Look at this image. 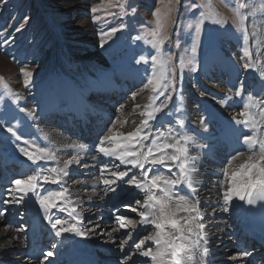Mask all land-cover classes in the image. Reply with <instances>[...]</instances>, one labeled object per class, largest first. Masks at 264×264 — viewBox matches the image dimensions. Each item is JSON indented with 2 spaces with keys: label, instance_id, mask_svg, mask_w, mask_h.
Listing matches in <instances>:
<instances>
[{
  "label": "bare ground",
  "instance_id": "1",
  "mask_svg": "<svg viewBox=\"0 0 264 264\" xmlns=\"http://www.w3.org/2000/svg\"><path fill=\"white\" fill-rule=\"evenodd\" d=\"M77 3L72 1L68 7L69 14L74 17V21L76 16L79 15V11L84 9L81 4ZM91 26V24L79 23L70 26L68 32H65L64 35L69 50H82L80 58H84L85 63L93 55L90 41L98 33ZM85 63L78 62L77 66H83ZM85 65L89 66L88 64ZM227 66L225 60L221 59L218 64V71L208 72V79H203L202 86L209 93L208 96L206 95L207 98L212 99L213 95L218 96L217 100L211 101L214 107L211 108L203 100H200L198 107L200 109H194V107L188 105L186 107L188 124L191 128L190 137H192L190 155L199 157L195 162L197 172L194 174L197 181L195 184L197 191L192 198L200 201V208L204 213L203 223L206 225L205 230L208 233L206 246L209 248V254L205 258V264H257L259 258H263L264 248L259 244L260 238H262L259 233L254 237H250L248 234L253 225V204L249 205L246 201L234 199L232 204L227 206V210H224L223 189L220 188V182L224 179L221 169L229 159L228 155L236 153V150L241 148V151L245 150L241 133L237 131L242 126L236 125L232 119L242 110L243 102L231 100V97L226 96L228 87L222 88L223 85L219 88L218 86L229 81V86H232L233 90H237L243 83L246 89L244 92H247L246 96L251 93L254 96L264 98V89H262L264 82L259 77V79L256 77L255 81H252L251 78L240 74V71L238 72L233 67L232 71L228 73L230 76H228ZM238 67L242 68V65L239 64ZM0 69L11 71V64L2 56H0ZM96 70L95 65L88 68L87 77L89 82L95 80L93 83L85 85V83H88L86 80H75L80 82L76 84L68 76L71 80L67 81L70 84H76L75 87L77 85H99L105 88L106 86L103 91L96 88V91L106 93V97L103 98L104 103L98 106L92 107L93 102L89 100V97L96 91L91 92L92 90H90L87 95L86 89L79 93L72 87L69 91L67 89L60 91L61 98L57 97L56 94L40 95L32 93L33 100L37 99V102L34 107L31 106V103H28V111H32L31 120L39 127H42L41 123L47 124V126L45 124V128H40L39 131L43 139L56 153L60 162L59 166L62 167L63 161L70 159L72 156H78L80 159L79 163H73L69 166V175L64 177L60 184L56 185L60 187V190L61 188H67L69 199L78 205L77 211L80 213L81 222L76 226L85 234L64 233L60 237L55 236V230L44 219V210L37 204L31 193L21 203H4L5 200H8V197L12 199L13 195L16 197L21 195V193L12 191L15 187L12 181L20 176L27 175L26 173L30 171V167L23 163L20 164L21 162L12 164V161L8 159L5 148L2 147V138L0 137V209L6 207L4 215L0 217V264H144L148 259L136 254L135 244L139 243L140 239L152 231L151 226L137 223L135 229H133L127 224L129 220L139 221L138 213L142 210L141 206L136 212L130 211V215L127 216L129 219L124 218L127 225L125 228H120L116 220L117 216L124 214L121 208L116 209V206L121 205L119 203L120 199L125 201L139 198L143 203V194L133 186L120 182H118L119 186L113 185L116 188L114 193H106V186L102 182L105 178L114 179V177L110 175L109 171H105L102 176L101 170L107 168L110 171H126L131 166L121 165L118 160L106 157L97 151L99 142H97L96 136L101 133L100 130L105 123L104 118L109 117L108 113L113 110L108 105L113 101L116 103L120 100L123 95L121 88L128 91L129 86L125 83L126 80L131 81L130 78L125 79L122 77L118 83L116 77L101 81L95 76V79H93L92 74L95 75ZM100 74L103 75L104 72H100ZM131 79L135 80L136 78ZM256 88L257 90H255ZM190 92L195 94V97L200 98V95L195 93L198 91L189 90L188 93ZM30 95L22 96V101L25 103ZM50 100L53 102L48 106L46 103ZM62 104L64 105L62 106ZM87 104H92L89 106L93 109H82ZM137 104L135 103L134 106ZM129 112L124 113L125 115L122 116L121 120H115L114 118L110 128L113 125H119L121 121L126 120L128 122L135 111ZM100 115H103L104 118H100ZM202 116L208 124L204 125L203 128H199L198 125L202 123H200ZM61 122L63 124L58 127L57 124ZM120 130L127 133L133 129L132 127H125ZM243 131L248 130L243 129ZM227 135L230 136V140L225 144L224 140ZM238 137L239 140L236 141ZM69 145H84L85 148H72ZM93 150L98 153H93ZM212 153L216 157H211ZM55 163L58 166L57 161ZM239 163L240 161H235L234 165ZM175 171L176 169L173 168V172ZM132 172L138 174L139 170L133 169ZM7 181V186H11L8 189L3 186L4 182ZM181 194L185 193L181 192ZM113 208L115 209L113 210ZM7 209L10 212H7ZM16 211L26 212L25 218L18 215L20 223H25L26 230L17 231V229L24 228L22 226L18 227L17 222L14 221ZM51 215L53 220L68 219L70 222H74L67 212H60L55 208L52 210ZM113 229L118 230L113 231ZM125 241L127 243L124 244L122 250L121 244ZM45 246L50 247L51 256L47 255L49 252H44ZM148 246L154 247L150 242ZM226 251H234V253L233 255L226 254V257L221 258L220 255ZM126 256H132L133 259L129 261ZM196 259H198V255ZM148 264H151V262L148 261Z\"/></svg>",
  "mask_w": 264,
  "mask_h": 264
},
{
  "label": "snow or ice",
  "instance_id": "2",
  "mask_svg": "<svg viewBox=\"0 0 264 264\" xmlns=\"http://www.w3.org/2000/svg\"><path fill=\"white\" fill-rule=\"evenodd\" d=\"M126 2L127 0H107L105 8L119 7L121 13H124ZM161 3L163 7L157 8L153 13L154 26L149 27L142 36L136 37L137 40L143 39L155 50V55L150 56L151 71L144 84V90H147L150 95L143 106H135L137 109L142 107L139 112L141 120L132 131L127 133L120 130L125 127L126 120L121 121L119 125H113L97 146L99 153L118 160L121 165L131 167L126 171H110L107 168L101 170L102 176L105 171H109L114 177V179L105 178L102 182L106 186V193H114L116 188L113 185L119 186L118 182H120L133 186L143 194V203L141 200H136V204L141 205L142 209L138 213L139 221L129 220L127 224L133 229L137 223L150 225L152 228L148 235L135 244L136 254L148 258L144 264H148V261L151 264H205V258L209 254V248L206 246L208 233L203 223L204 213L200 208V201L192 198L197 191L194 174L197 172L195 162L199 158L190 155L189 146L192 143V137L180 131L185 127L183 118L175 119L174 125L164 130L157 129L155 132L152 130V122L157 120L159 114L164 113L168 103L173 100L172 94L177 90L178 79H182L177 76L173 55L165 50L166 43H171L168 29L176 22V5L180 3V0H167V3L161 0ZM190 8L199 10V15L186 25L187 29L192 30L191 34L194 37L190 49L192 56L187 64L194 65L195 53L205 22L210 21L221 25L224 21L219 18V13L213 6V0H200L199 4L193 3ZM100 10L97 6L91 9L93 13ZM231 11L236 32L242 36L243 40L242 59L245 62L242 67L245 70L258 71L260 80L264 82V59H261L264 56V52H261L264 48V21L257 25L253 20L251 31L247 23L249 15L256 17L259 13L264 16V0H261L259 4L236 0ZM108 14L115 15V13ZM99 19L100 17L93 16L94 22ZM23 26L21 24L16 31H20ZM119 30L113 27L110 32H102L101 47L107 42L108 36L114 35ZM250 37L256 38L255 60L248 46ZM140 62L148 64L149 59L141 56L137 63ZM185 66L186 62L181 58L179 63L181 73ZM191 70L196 69L193 66ZM20 71L25 78V87H27L32 72L25 68H21ZM0 85L9 90V85L3 77H0ZM262 89H264V84H262ZM244 91L245 87L242 83L235 91V95L242 96ZM12 95L19 98L16 93ZM161 97L164 99L161 100ZM157 101L160 102L157 103ZM19 110L25 112L24 108ZM27 115L31 116L32 113L29 111ZM232 119L236 125L242 126L237 131L241 133L245 150L237 151L221 169L224 177L220 182V188L223 189L224 210H227V206L232 204L234 199L246 201L249 205L264 201V98L249 93L243 99L242 110ZM176 126H179L180 130ZM243 129L248 131L245 132ZM6 131L11 133L16 141L21 140V136L13 127H7ZM24 145V147H19V152L33 164L52 160L57 161L58 166L41 169L34 175L13 180L15 187L12 191L21 193V195L19 197L13 195L11 201L5 200L4 203H21L31 193L44 210V219L55 230V236L60 237L64 233L84 235L85 233L76 226L81 222L80 213L77 211L78 205L69 199L67 188H61L60 191L45 190L46 194H41L38 190L43 184H60L63 178L69 175V166L80 162L79 157L72 156L63 161V166L60 167L54 151L39 147L28 140L24 141ZM69 147L85 148L84 145H69ZM235 161H240V163L234 165ZM173 168L176 169L175 172ZM133 169H138L139 173L132 172ZM42 172L46 174H41ZM58 201L61 203L58 204ZM54 208L60 212H67L74 222L68 219L53 220L51 212ZM132 211L135 212L136 209L133 208ZM3 215L4 213L0 212V217ZM116 220L120 228L127 226L123 217L117 216ZM22 230L17 229V231ZM117 230L113 229V231ZM149 242L154 247L148 246ZM123 248L122 243L121 249ZM47 255L51 256L52 253L49 252ZM197 255L198 259H196ZM126 259L131 261L133 257L126 256Z\"/></svg>",
  "mask_w": 264,
  "mask_h": 264
},
{
  "label": "rangeland",
  "instance_id": "3",
  "mask_svg": "<svg viewBox=\"0 0 264 264\" xmlns=\"http://www.w3.org/2000/svg\"><path fill=\"white\" fill-rule=\"evenodd\" d=\"M72 1H76L78 2L77 4H81L84 7L82 11H79V15L76 16L75 21L74 17L70 16L68 10ZM164 2L167 3V0H164ZM199 2L200 0H180V10L173 35H171V30L174 24L168 29L171 43H166L165 50L173 55V63L176 66L177 76L182 79H178L177 90L172 94L173 100L168 103V107L165 109L164 113L159 114L157 120L152 122V130L154 132L157 129L164 130L167 127L173 126L175 119L183 118L185 120L184 129L180 130L179 126L176 127L184 134L190 136L191 128L188 124L186 107L188 105L189 107H194V109H200L198 108L200 100L207 102L211 108L214 107L211 101L217 100L218 96L213 95L212 99L207 98L209 93L206 91L205 87L203 88L202 83L204 78L208 79V72L214 73L218 71V64L221 59H224L228 65L227 74L232 71L233 67L237 69L238 72L240 71V74L251 78L252 81H255L256 77H259V73L256 70H245L242 69L243 67H238L239 64L243 65L245 61L242 59V36L236 32L233 13L231 11L236 0H213V6L219 13V18H221L224 23L216 25L210 21L205 22L199 38L197 52L195 53L194 65L187 64V61L192 56L190 49L194 37L193 34H191L192 30L187 29L186 25L199 15L198 9L190 8V5L193 3L199 4ZM246 2L259 4L261 0H246ZM106 4L107 0H0V56L11 64L10 72H8L7 69H0V77H3L4 81L9 85V90L4 89L3 86L0 85V137L2 138V147L5 148L8 159L12 161V164L21 162L20 164L23 163L27 165V167H30V171L26 173L27 175L20 176L18 179L26 178L28 174L34 175L41 169L56 167L55 161L52 160L39 161L37 164H33L32 161L28 160L26 156L19 152V147L25 146V140L39 147H49V149L53 151L39 131L40 128H45L47 124L45 123V126L44 123H41L42 127H39L38 124L31 120V116L27 115V112H29L28 103H31V106L34 107L37 102V99L33 100L34 97L32 93L40 95L56 94L57 97L61 98L60 91L66 89L69 91L71 89L70 87L79 93H82L84 91L83 89H86L87 95L90 90H92L91 92H95L97 89L103 91L106 86L105 88L103 87L104 89L99 85L85 86L86 84L95 82V80L89 82V78L87 77L88 68L91 66L95 65V68H97L95 75L92 74L93 79H95V76L101 81L116 77L118 78V83L122 77L125 79L130 78L131 81L129 82L126 80L125 83L129 86L128 91L121 88L123 95L120 97V100L116 103L113 101L108 105V107L113 108L112 112L108 113L109 117H105V119L103 115L99 116L100 118H104L105 123L100 130L101 133H98L96 136L97 142H99L104 135L108 134V129L112 126L114 118L115 120H121L122 116L130 113L129 111L135 112L125 127H132L133 129L139 124L141 120L139 112L142 110V107L137 109L134 104L138 102L137 105L143 106L147 103L150 93L144 90V84L146 83L147 75L150 74L151 71L150 56L155 55V50L152 49L151 45L146 44L143 39L137 40L136 37L142 36L149 27L154 26L155 17L153 13L157 8H162L163 5L161 0H127L125 12L121 13L119 7L105 8ZM178 5H176V11ZM94 6L99 7L101 10L93 13L91 9ZM133 9H135L134 12ZM245 11L247 13V10ZM108 13H115V15H109ZM94 15L100 17L99 21L94 22ZM253 20L256 21L257 25H260L261 22L264 21V16L259 13L256 17L249 15L247 23L250 31ZM79 23H84L85 25L91 24V27L94 28L96 33L98 32L90 41V48L92 49L93 55L89 58L87 63L84 62V58H80L82 50H69L67 42L64 40V35L65 32H68V28ZM21 24L24 25L23 28L20 31H16ZM113 27L119 28L120 30L114 35L108 36L106 38L107 42L101 47V33L110 32ZM255 41V37H250L248 44L253 52V60L256 59ZM261 52H264V48L261 49ZM141 56L147 57L149 63H137ZM181 58L186 62V66L182 73L179 68ZM262 58L264 59L263 56L261 59ZM78 62H83L89 66L84 64L78 67ZM193 66L196 69L195 71L191 70ZM21 68H25L32 72L27 87H25V78L20 71ZM132 71L133 73H131ZM100 72H104V74L101 75ZM104 75L106 76L103 78ZM228 76L230 75L228 74ZM134 77L137 80L131 79ZM67 80H71L76 84L80 83L77 82L78 80H86L88 83H85V85H77V88L75 87L76 84H70ZM221 86H223L222 88L228 87L226 96L231 97V100H239L241 103L243 99L246 98L247 92H244L242 94L243 96H236V90H233L234 88L229 86V81L226 83L223 82V84L218 87L221 88ZM189 90L194 92L198 91L195 93H197V95L199 94L200 98L195 97V94L191 92V94L188 93ZM255 90H257V88ZM102 91H96L97 93L95 92L92 95L90 93L91 96L89 100H92L93 105L87 104L82 107V109L91 110L95 105L98 106L104 103L103 98L106 97V93L104 94ZM227 92L230 93L228 94ZM12 93H16L19 98L17 99L14 97ZM28 95L30 96L24 103L22 101V96ZM133 96H135V99H133ZM160 99L163 100L164 98L161 97ZM52 102L53 101L50 100L46 104L49 106ZM159 102L160 101H157V103ZM63 105L64 104H62V106ZM89 105H92V107ZM20 108H24L25 112H21L19 110ZM177 109H179V111H177ZM200 120V123L202 122L204 124L201 123V125H198L199 128H203L204 125L208 124L203 116ZM62 124L63 122L58 123L57 126L59 127ZM7 127H13L17 134L21 136V140L16 141L15 137L6 131ZM233 138L232 136V139ZM229 140L230 136L227 135L224 140L225 144ZM238 140L239 137L236 141ZM241 149L238 150L241 151ZM93 151V153L96 152L95 150ZM235 154L236 153H230L228 158L230 159L231 156ZM214 155L215 154L212 153L211 157H216V155ZM225 166L226 163L223 167ZM41 174L46 173L42 172ZM10 187L11 186L6 185L7 189ZM59 188L60 187L56 184H43L38 190L40 192L43 191L41 194H46L45 190L60 191ZM7 199L11 201L9 197ZM136 200L140 199L119 200L121 205L116 206V209L118 210V208H121L122 212L124 211L121 217L125 218L129 216L130 211L133 212V208L138 211L141 205L136 204ZM12 203L14 202L8 204ZM59 203L61 202L58 201V204ZM5 208H1L0 212L4 213ZM114 209L115 208H113V210ZM7 212H10L9 209H7ZM16 212L17 214L14 217V221L17 222L18 227L22 226V228H24L23 230H26L27 227L25 223L21 224L19 219V217L25 218L26 212ZM126 219H129V217ZM46 248L47 246H45V250L47 251ZM233 253L234 251H226L223 252L220 257H226V254L233 255Z\"/></svg>",
  "mask_w": 264,
  "mask_h": 264
},
{
  "label": "water",
  "instance_id": "4",
  "mask_svg": "<svg viewBox=\"0 0 264 264\" xmlns=\"http://www.w3.org/2000/svg\"><path fill=\"white\" fill-rule=\"evenodd\" d=\"M179 10H180V3H179V5H178L177 11H176V21H177V17H178ZM175 24H176V22L174 23V25H173V27H172L171 35H173L174 28H175Z\"/></svg>",
  "mask_w": 264,
  "mask_h": 264
}]
</instances>
